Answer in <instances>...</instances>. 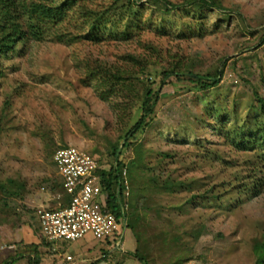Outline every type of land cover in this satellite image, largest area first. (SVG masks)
Segmentation results:
<instances>
[{
	"label": "rangeland",
	"instance_id": "1",
	"mask_svg": "<svg viewBox=\"0 0 264 264\" xmlns=\"http://www.w3.org/2000/svg\"><path fill=\"white\" fill-rule=\"evenodd\" d=\"M214 1L78 0L42 40L0 56V264H264V0ZM219 70L209 90L186 75ZM146 89L158 93L149 124L125 138ZM115 145L127 164L123 251L91 234L48 243L35 213L64 197L53 152L73 147L106 168Z\"/></svg>",
	"mask_w": 264,
	"mask_h": 264
},
{
	"label": "built area",
	"instance_id": "2",
	"mask_svg": "<svg viewBox=\"0 0 264 264\" xmlns=\"http://www.w3.org/2000/svg\"><path fill=\"white\" fill-rule=\"evenodd\" d=\"M53 162L69 200L64 205L59 202L54 208L43 206L36 210L44 239L50 243L70 242L91 234L102 244L104 251L122 252L127 230V217L124 214V203L128 196L126 172L121 173L120 182L112 181L121 213L117 216L108 208L98 172L101 166L95 156L73 147H59L53 153ZM63 260L66 264L79 263L71 255H66Z\"/></svg>",
	"mask_w": 264,
	"mask_h": 264
},
{
	"label": "trees",
	"instance_id": "3",
	"mask_svg": "<svg viewBox=\"0 0 264 264\" xmlns=\"http://www.w3.org/2000/svg\"><path fill=\"white\" fill-rule=\"evenodd\" d=\"M70 1V2H69ZM78 0H66L64 4L75 3ZM200 3L204 6L215 7L214 0H199ZM166 3V2H165ZM55 5L51 1H42V0H0V56L6 54L8 51L14 50V46L19 41H23L27 38H32L35 40H42L47 36V24L59 23L65 18V6L66 5ZM167 5L174 6L171 3L167 2ZM218 6V5H217ZM96 27V25H95ZM94 25L92 24V29L94 30ZM58 35V34H57ZM95 36V35H93ZM71 40V39H69ZM261 43L264 42V36L260 40ZM175 74L178 76V72L166 71L164 76H169ZM185 74V73H184ZM186 75L189 77V80L194 82L197 85V88L200 90H209L217 86L220 82L222 72L221 70L216 71L214 74H200L192 73L187 71ZM115 87L111 85L109 90H114ZM155 97L157 99L158 93L153 92L151 89H146L145 99L142 102V114L139 119L132 125V127L127 131L125 138L134 136L137 132H143L147 125L149 124V117L153 113V106L155 99L150 103V100ZM259 110L264 116V100L258 99ZM258 133V136L264 133ZM239 145H237L238 147ZM253 146L252 141H243L241 149H251ZM240 148V147H238ZM262 149L264 150V141L262 144ZM54 153V152H53ZM112 161L109 164V169L103 167L102 162L100 161V177L102 180V188L105 194L106 202L108 204L109 210H111L115 215L120 216V210L118 205V197L112 189V181L118 183L122 179L121 173L126 172L127 164L120 159L121 150L115 145L112 150ZM264 157V155H263ZM11 183V182H10ZM174 181H165L163 186L170 190L169 186L174 185ZM173 184V185H172ZM60 185V188L63 191L64 197L60 201L62 205L66 204L69 200V197L65 194L61 182L56 183ZM4 188V185L2 186ZM24 188V185H19L18 190ZM123 186L121 187V189ZM120 189V191H121ZM8 191L7 189H5ZM120 193V192H119ZM18 195V191L17 194ZM19 196V195H18ZM127 219H129V213L127 211L124 213ZM128 227V225H127ZM262 245H258L255 248H260ZM137 256V254H135ZM141 259V257H139ZM11 262V261H10ZM9 261H5L2 264H10Z\"/></svg>",
	"mask_w": 264,
	"mask_h": 264
},
{
	"label": "crops",
	"instance_id": "4",
	"mask_svg": "<svg viewBox=\"0 0 264 264\" xmlns=\"http://www.w3.org/2000/svg\"><path fill=\"white\" fill-rule=\"evenodd\" d=\"M20 230H21V227L18 228V232H19ZM15 231H17V230H14V232H15ZM16 234H17V232H16ZM98 252H99V251H98ZM98 256L100 257L99 254H98ZM98 256H96V258H94L93 260L98 259V258H99ZM13 257H14V259H15V257H17V254H14ZM74 260L78 261V262H79L78 264H88V263H90V260H89V259H86V258H79V260H77V259H74ZM91 260H92V259H91ZM62 264H66V262H64V261L62 260Z\"/></svg>",
	"mask_w": 264,
	"mask_h": 264
},
{
	"label": "clouds",
	"instance_id": "5",
	"mask_svg": "<svg viewBox=\"0 0 264 264\" xmlns=\"http://www.w3.org/2000/svg\"><path fill=\"white\" fill-rule=\"evenodd\" d=\"M59 178V177H58ZM59 181H60V179H59ZM62 184V183H61ZM45 208H54V207H46V206H44ZM37 219V218H36ZM37 221V220H36ZM37 225H38V221H37ZM38 228H39V226H38ZM40 230V229H39ZM43 237V236H42ZM48 242V241H47ZM49 243V242H48ZM102 249V248H101ZM110 251H108V253H109ZM107 253V252H106ZM103 256H104V254H103ZM103 256H101L100 255V257H102L103 258ZM64 258H62V260H63ZM64 261V260H63ZM95 261V260H94ZM102 261V260H101ZM101 261H99V262H101ZM99 262H96V264L97 263H99ZM104 262V261H103ZM105 264L107 263L106 261L104 262Z\"/></svg>",
	"mask_w": 264,
	"mask_h": 264
},
{
	"label": "water",
	"instance_id": "6",
	"mask_svg": "<svg viewBox=\"0 0 264 264\" xmlns=\"http://www.w3.org/2000/svg\"><path fill=\"white\" fill-rule=\"evenodd\" d=\"M97 264H105L103 261H101V262H99V263H97Z\"/></svg>",
	"mask_w": 264,
	"mask_h": 264
}]
</instances>
